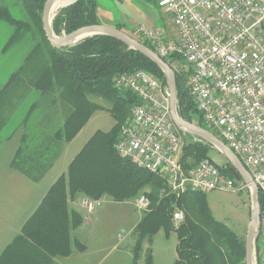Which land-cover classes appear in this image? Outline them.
<instances>
[{
  "label": "trees",
  "instance_id": "obj_1",
  "mask_svg": "<svg viewBox=\"0 0 264 264\" xmlns=\"http://www.w3.org/2000/svg\"><path fill=\"white\" fill-rule=\"evenodd\" d=\"M37 30L40 42L24 65L0 90V131L13 113L19 95L36 91L40 97L30 107L24 120L19 149L12 168L38 181L52 167L62 152L101 108L93 98H104L112 104L115 125L109 132H97L71 162L67 172L50 188L41 204L24 224L20 234L0 255V264H57L74 251H85V245L74 239L73 232L83 223L81 213L71 203L80 197L110 198L121 203L144 194L150 206L135 228L136 244L133 264H139L144 240H151L161 229L178 234L175 264H246V243L225 224L217 221L208 206L205 193H187L180 198L162 191L165 183L158 176L137 168L120 158L115 145L123 122L135 96L115 84L122 74L143 70L166 84L164 73L144 55L109 36H94L64 49L54 48L43 30L42 15L47 0H24ZM98 0H78L65 7L53 20L57 36L80 28L98 25ZM0 20L17 22L6 9H0ZM122 30L120 26L116 27ZM150 49L146 41H140ZM170 65L168 59H163ZM176 73L179 114L185 120L208 129L186 89L189 72ZM20 93V94H19ZM23 95V96H24ZM38 111L34 121L33 112ZM53 113L61 118L52 127ZM56 124V125H57ZM57 125V126H58ZM213 147L200 139L184 148L187 166H196L210 158ZM222 173L241 180L227 162ZM148 189V192H147ZM260 206L263 198L259 197ZM176 206L184 213L178 226L173 221ZM146 264H152L150 251Z\"/></svg>",
  "mask_w": 264,
  "mask_h": 264
},
{
  "label": "built area",
  "instance_id": "obj_2",
  "mask_svg": "<svg viewBox=\"0 0 264 264\" xmlns=\"http://www.w3.org/2000/svg\"><path fill=\"white\" fill-rule=\"evenodd\" d=\"M177 30L167 38L161 30H136L175 72L186 61V89L208 128L241 160L263 198L254 264H264V0H157ZM118 88L131 92L138 103L121 126L115 145L120 158L161 178L162 191L176 198L187 193L233 189L212 159L196 166L183 160L187 134L173 123L167 85L140 70L117 77ZM200 141V139H199ZM248 188L243 183L241 189ZM250 191V190H249ZM106 198L82 197L80 207L93 214ZM142 195L136 207L146 212ZM176 226L184 221L176 206ZM121 238V235H119Z\"/></svg>",
  "mask_w": 264,
  "mask_h": 264
},
{
  "label": "rangeland",
  "instance_id": "obj_3",
  "mask_svg": "<svg viewBox=\"0 0 264 264\" xmlns=\"http://www.w3.org/2000/svg\"><path fill=\"white\" fill-rule=\"evenodd\" d=\"M98 4L99 24L115 28L120 26L122 31L136 40L140 41L136 30L141 27L161 30L167 36L177 35L172 19L158 6L157 0H98ZM0 9H6L17 22L12 24L0 20V90H2L24 65L31 51L40 42L41 35L24 0H0ZM61 10L58 12L60 13ZM178 64L181 73L188 71L185 60L179 59ZM23 95L24 93L19 95L13 113L0 131V158L8 148H15L16 145L21 144L19 134L26 133L24 128L26 115L32 104L40 97L36 91H29ZM93 100L101 108L95 111L85 125L84 135L80 141H76L77 145L65 144L63 148L77 150L84 144L83 148L97 132L106 133L114 127L112 104L104 98L95 97ZM37 113L38 111L33 112L30 122L35 120ZM60 118L58 113H53V129L59 127L60 124L57 123H60ZM197 142H199L198 137L187 134L184 138V148ZM76 150L74 149L72 153ZM210 158L220 169L225 168L227 160L217 149H210ZM233 181V189L208 192L206 200L213 217L229 227L246 243L253 202L250 191L247 188L241 189L244 182L237 179ZM137 200L138 198L118 203L106 198L102 206L93 214H87L81 209L86 217V223H82L72 236L78 241L80 239L79 242L87 247L86 264H133L135 228L144 215V212L136 207ZM177 244V232L161 229L151 240L143 241L138 262L146 264L150 251L152 264H175Z\"/></svg>",
  "mask_w": 264,
  "mask_h": 264
},
{
  "label": "water",
  "instance_id": "obj_4",
  "mask_svg": "<svg viewBox=\"0 0 264 264\" xmlns=\"http://www.w3.org/2000/svg\"><path fill=\"white\" fill-rule=\"evenodd\" d=\"M59 1H71V3L67 5L69 6L77 2L78 0H47V2L45 3L42 15L43 30L48 41L54 48L64 49L67 47L74 46L87 38L103 35L115 38L127 45L130 49L144 55L146 58L156 64L158 68L164 73L170 95L171 118L176 127L185 134L196 136L199 139L210 144L213 148L217 149L225 157L227 162L239 174L241 180L248 186L253 204L251 210L250 224L248 227L246 238V264H254V251L257 245L260 229L259 190L253 182L252 176L246 169L244 164L223 141H221L208 129L193 124L180 116L178 112V91L176 85V73L173 68L145 44L115 27L101 24L91 25L80 28L70 34L57 36L53 31L52 23L59 12H57L53 17L52 14L54 11L55 3Z\"/></svg>",
  "mask_w": 264,
  "mask_h": 264
},
{
  "label": "crops",
  "instance_id": "obj_5",
  "mask_svg": "<svg viewBox=\"0 0 264 264\" xmlns=\"http://www.w3.org/2000/svg\"><path fill=\"white\" fill-rule=\"evenodd\" d=\"M165 34V33H164ZM167 38H176L167 36ZM177 36V35H176ZM85 127L78 135L68 143V145H77L76 141H80L84 135ZM21 133V132H20ZM23 133L19 134L20 143ZM84 142V141H83ZM84 145V144H83ZM81 148H63L59 157L54 161L52 167L39 179L33 181L20 171L12 168V161L19 149L20 145L15 148H8L0 158V255L5 248L12 243L18 236L31 215L41 204L54 183L67 172L71 162L83 149ZM76 150L72 153L73 150ZM65 155V158L63 156ZM71 157L69 158V156ZM69 158V160H68ZM64 159V160H63ZM63 160V161H62ZM62 161V162H61ZM82 198V197H81ZM73 201L71 206L82 214L86 223L81 207L80 199ZM79 201V202H78ZM78 227L77 230H79ZM80 241V239H79ZM87 247L85 251H74L73 254L66 258L55 259L57 264H86Z\"/></svg>",
  "mask_w": 264,
  "mask_h": 264
},
{
  "label": "bare ground",
  "instance_id": "obj_6",
  "mask_svg": "<svg viewBox=\"0 0 264 264\" xmlns=\"http://www.w3.org/2000/svg\"><path fill=\"white\" fill-rule=\"evenodd\" d=\"M70 3H71V1H59V2L55 3V7H54L52 17L58 12V10L62 9L63 7L67 6Z\"/></svg>",
  "mask_w": 264,
  "mask_h": 264
}]
</instances>
